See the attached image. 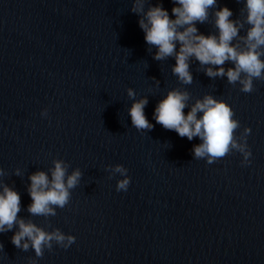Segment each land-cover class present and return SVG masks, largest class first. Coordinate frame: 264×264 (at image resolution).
Wrapping results in <instances>:
<instances>
[{"label":"clouds","instance_id":"clouds-1","mask_svg":"<svg viewBox=\"0 0 264 264\" xmlns=\"http://www.w3.org/2000/svg\"><path fill=\"white\" fill-rule=\"evenodd\" d=\"M172 2L175 5L171 9L174 19L160 3L152 6L150 0H133L131 11L140 17L138 24L145 33L147 50L151 53L152 48H156L153 59L161 62L174 58L171 72L181 85L193 83L190 64L195 60L207 77H226L229 85L236 87L239 84V91L245 94L255 91L254 81H264V0H236L243 6L235 20L230 19L233 12L228 7L216 10L217 0ZM210 16L218 34L204 35L196 25L208 23ZM226 63L233 66L226 68ZM152 79L159 87L160 81ZM126 91L133 101L128 109L132 127L138 132L151 131L154 125L144 112L149 102L147 97L136 99L134 89ZM185 108L190 109L187 114ZM47 116L48 109L45 108L41 117ZM234 117L233 108L223 99L205 94L193 102L191 93L182 87L169 90L153 113L156 123L166 130L175 131L189 141L199 138L201 143L194 145L192 150L195 160H206L211 165L236 151L243 156L241 165L247 166L252 163V152L247 143L251 128L244 127L237 135L241 124ZM52 165L48 171L37 170L30 174L27 187L32 201L27 207L28 213L44 217L48 227H51L48 218L57 215V208L64 209L70 203L72 190L80 185L83 175L79 168L69 173L70 164L63 159L54 158ZM105 171L110 179L116 174L123 177L117 181V192L128 190L131 178L127 175V168L121 164L107 165ZM5 175V170L0 168V177ZM14 175L23 177L24 173L16 168ZM21 210L20 194L0 180V233L17 228L11 237V243L17 249L27 252L31 248L36 258H42L45 250L52 251L54 245L66 250L75 243V236L66 235L59 228L47 231L32 219L21 218L18 216ZM0 249H3L2 243ZM28 264H37V259H30Z\"/></svg>","mask_w":264,"mask_h":264}]
</instances>
